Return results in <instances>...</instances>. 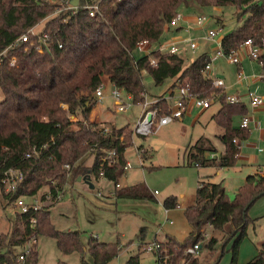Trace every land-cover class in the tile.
<instances>
[{
  "label": "trees",
  "instance_id": "obj_1",
  "mask_svg": "<svg viewBox=\"0 0 264 264\" xmlns=\"http://www.w3.org/2000/svg\"><path fill=\"white\" fill-rule=\"evenodd\" d=\"M193 3L200 7L236 5L237 22L221 38L227 52L241 46L247 38L264 47V0H101L96 15L90 14L82 2L73 10L62 8L59 0H0V85L4 95L0 100V178L10 166L19 167L24 173L23 181L9 192H5L0 180L5 198L14 201L20 196H33L47 185L41 199L46 200L47 192L55 199L58 190L78 175L99 178L102 172L115 185L120 183L134 131L128 124H113L106 131V127L90 118L89 101L105 74L115 85L131 92L135 102L143 99V68L156 84L173 79L174 84L214 96L221 106L213 117L223 128L219 136L225 149L216 156L214 141L200 136L189 145V162L223 166L238 161L242 139L249 129L236 127L234 121L236 115L247 114L248 107L243 100L230 102L223 87L214 86L212 77L202 71L209 60L208 51L186 63L183 54L155 49L158 62L154 65L149 55L135 54L140 38H148L158 46L171 33L170 19L182 5ZM40 21H44L42 30L49 33L47 44L20 38ZM11 56L16 57L14 64ZM260 57L264 60V53ZM156 103L166 105L164 100ZM73 114L79 117L72 119ZM107 148L116 153L103 159ZM91 155L94 157L89 165ZM196 191V200L185 208L190 224L187 237L179 239L167 233L164 240H158L168 254L161 264H208L197 254L202 246L216 254L211 263L216 264L231 239L229 264H264V241L252 258L240 263L237 255L246 234L248 211L264 194V173L248 175L234 198L222 182L210 179H201ZM115 193L118 197L154 198L144 182L117 187ZM162 202L166 208H174L178 196L168 195ZM51 215V206L46 203L26 212L16 209L10 230L0 231V264H41L38 237L43 233L54 236L65 253L80 251V264H107L122 249L121 242L102 241L94 235L85 242L81 229H58ZM226 225L230 228L226 229ZM208 226L223 232V239L215 233L208 235ZM198 242L197 252L187 251ZM28 245L25 257L18 259ZM221 246L223 249H219ZM141 247L122 264H141ZM57 264L69 263L61 259Z\"/></svg>",
  "mask_w": 264,
  "mask_h": 264
},
{
  "label": "rangeland",
  "instance_id": "obj_2",
  "mask_svg": "<svg viewBox=\"0 0 264 264\" xmlns=\"http://www.w3.org/2000/svg\"><path fill=\"white\" fill-rule=\"evenodd\" d=\"M179 10L184 14L187 12L206 13L208 18L205 24L210 22L209 19L211 20L214 17L217 19L218 23L225 20L226 27L224 30H227L228 26L235 25L237 22L235 16L238 12V8L236 5L227 4L200 7L197 3H193L188 6L182 5ZM43 24L44 21H40L37 28L42 27ZM172 35L174 34L170 33L169 37ZM203 48L204 45L196 50H187V52H184L183 54L187 55L186 63L194 60ZM140 53L138 49L135 51L136 55ZM223 67L230 70L226 64H223ZM147 74L148 73L143 75L145 78L144 82L148 92L151 93L152 96L156 93L161 94L169 89L171 83L169 80L163 84H156L153 78ZM106 82L104 87L105 97L103 99H98L96 95L93 94V97H91L89 101L92 105L90 117L95 116L99 121H103V117H106V112H110L109 114L112 119L107 120L113 122L117 126L128 124V128L132 129L131 126L136 122V118L142 107L141 103L133 102L126 110H115L114 98L109 94L113 86L109 79ZM3 96L0 85V100L4 98ZM106 105H108L110 109ZM105 107L107 108L104 109ZM218 107L219 103H213L208 107L209 109H207L206 115L210 113L213 114L212 112H216L219 109ZM102 110L107 111L103 113ZM71 116L72 118L75 117L74 119L79 117L75 114ZM107 120L104 121L105 123L100 124L110 129L113 123ZM190 120V116L183 120L175 119L168 124L162 125L156 132L147 135L137 133H133L132 135L131 145L128 146L126 151L127 158L131 160L132 165L128 167L127 170L125 169L127 174L124 173L123 180L126 181L125 183L127 184L144 182L148 190L154 193L155 198L141 196L106 200L104 196L105 193L107 196L109 191L107 187H102L101 190L100 188H97V190L95 188L92 192L80 189L79 191L75 188L73 190V197L70 190L67 189L64 198L59 203H54V206L51 208V218L55 227L58 229L79 228L82 231L85 242L93 235L102 241L121 242L123 245L122 249L117 255L110 258L107 264H122L131 253L138 252L141 243L139 235L141 233H144L142 234V238L150 242L154 241L155 238H160L161 240L165 239L167 233H172L179 239H185L190 231V224L185 215V204L191 196L196 193L195 190L200 174L194 163H184L183 155L189 145L196 143L201 132L211 134V130L215 131L216 127L213 121L208 123L209 125L206 123L203 125L199 121L191 124ZM214 140L217 143V151H221L224 147V141L215 137ZM140 143H144L149 149L148 156L143 158L144 161L140 159L137 154L136 145H140ZM93 157V155L90 156V158ZM91 163L92 159L91 161L88 160V164L90 165ZM201 171L202 170H200V172ZM225 172L227 174H225ZM231 174H233V169L229 168L226 171L223 170L216 176L220 179L224 176L227 177L226 179L229 183L232 178L230 177ZM77 179L78 178L74 181L72 180V184L75 183ZM99 185L100 183L96 184L95 187H99ZM45 188H47V185H44L36 195L42 196ZM99 190L102 195H100ZM155 190H157V193L154 192ZM181 191L185 193V196L180 195ZM228 191L230 197L234 198L237 191L235 192L231 188H229ZM174 193L179 195L180 206H176L170 210V218H172L174 222L169 223V221L165 219L166 208L162 201L166 196ZM26 199L27 201H31L33 200V196L27 195ZM45 199L46 204H49L50 198ZM255 201L248 211L250 218L246 227V234L242 237L237 254L240 263L246 261L245 259L250 256L249 254L251 251L249 248L251 244L254 242L257 243V241L264 236V197L260 202L255 203ZM16 209L18 208L15 202L5 198L0 188V231L10 230L12 218L15 215ZM228 228H230V226ZM208 230V235L215 233L218 238L223 239V232L215 231L210 226H208ZM38 244L41 264H57L61 259L68 261L69 264H80L81 262L80 251L77 250L65 253L57 244L56 238L50 234H40L38 237ZM232 244L233 239L227 242L224 253L216 264L230 263L232 259ZM146 246L147 244H144L142 246L144 248L141 249L142 251L140 252L141 264H157L158 261L154 252L147 250L145 248ZM223 247L224 246H221L219 249H223ZM197 254L208 264L215 261L216 254H211L210 248L207 246H202ZM87 258H91L90 253L87 255ZM180 264H183V262Z\"/></svg>",
  "mask_w": 264,
  "mask_h": 264
},
{
  "label": "built area",
  "instance_id": "obj_3",
  "mask_svg": "<svg viewBox=\"0 0 264 264\" xmlns=\"http://www.w3.org/2000/svg\"><path fill=\"white\" fill-rule=\"evenodd\" d=\"M59 2L62 8L73 10L78 9L79 5L82 2L83 6L88 7L90 14L96 15L100 9L101 0H87V2L85 3L83 2V0H79L78 3H74L72 0H59ZM194 17L200 26L204 25L205 29L203 33L199 35H193L192 33H187L186 35L174 34L162 40L158 46H154V44H152V42L148 38H140L136 43L137 49L140 50L141 53L149 55L150 60L154 65L158 62L157 57L153 54L155 49L163 50L168 53L177 52L183 54L184 52H187V50H196L197 48H199L202 45V40L212 42L214 43V46L208 51L209 60L204 64L202 71L212 77L213 84L216 87H223L225 86L226 82L224 76L216 75L213 73L215 57L224 56L229 61L237 63L241 61L243 50L246 49L250 57L259 58L262 61L260 55L264 53V47L255 44V42L252 41L251 38L245 39L241 46L230 52H227L221 42V35L225 31L224 26H206L205 22L208 18V15L206 13L197 14ZM187 18H189L188 14H184L179 11L170 19L169 27L171 29H175L179 27V25H181ZM20 38H23L24 40L31 43L39 42V44L43 45L47 44L49 33L47 31H43L42 27L37 28L36 25L30 27L26 32L22 34ZM10 60L11 63L14 64L16 62V57L11 56ZM142 72L143 74H146V69L143 68ZM238 74L239 79L241 80L249 79V74H245L242 70H240ZM255 75H257L256 77L262 76V74L260 73H255ZM170 82V87L167 91L161 94H155V96H152L151 93L148 92L146 86L141 89L140 93L142 94L143 99H139L138 102L142 104L143 108L139 118L132 126L134 133L147 135L152 132H156V130L162 127V125L168 124L174 119L183 117L184 114L188 111L190 105L195 104L205 107L209 106L215 99L214 96L210 94L204 95L199 91H192L189 89V87L187 88L182 84H174L173 79ZM103 85L104 84L102 83L95 90V95L100 98H103L105 95L103 93ZM111 94H113L115 108L117 110L123 111L127 109L131 103L135 102L133 99V94L126 91L123 87H119L118 85L114 84ZM243 98H248L252 107L264 102V96L258 90L252 89L250 87L246 88L244 92L238 91L234 94L227 93V99L230 102H238V100H242ZM159 100L166 101V105L162 106L160 105V103H156ZM150 114L152 115L151 119H149ZM251 120L252 115L250 113L245 114L242 116L240 124L241 126L249 127L251 124ZM107 128H105L106 131L109 130ZM233 140L238 141L237 138H234ZM105 151L106 155L103 157V159L110 158L116 153L114 149L110 148L105 149ZM29 154L30 152H28V155ZM66 166L70 167V164L67 163ZM23 177V170L19 167L10 166L9 168L5 169L0 178L1 182L3 183L5 192L16 189L18 184L23 181ZM155 192H157V190H155ZM57 194L58 199L62 197V194L59 192V190ZM46 195V198H52L49 192H47ZM45 201L44 199H41V196H37L36 194L33 195V200L31 201H27L24 196H20L14 200L17 208L21 212H26L31 207L35 209L40 208L44 205V203H46ZM33 240L35 239L33 238ZM29 247L30 245H28L27 248L18 255V259H23L25 257V254L28 251ZM145 248L155 253L158 261L157 264H161L168 258V254L165 253V250H163L162 248L161 241L154 240L153 242L148 243ZM199 248L200 243L198 242L189 246L187 248V251L191 253L197 252Z\"/></svg>",
  "mask_w": 264,
  "mask_h": 264
},
{
  "label": "crops",
  "instance_id": "obj_4",
  "mask_svg": "<svg viewBox=\"0 0 264 264\" xmlns=\"http://www.w3.org/2000/svg\"><path fill=\"white\" fill-rule=\"evenodd\" d=\"M186 14L189 15V18H187L185 21H183V23L181 25H179V27H177L175 29H171L170 30L171 33H173L175 35H186L187 33H192L193 35H199V34L203 33V31L205 29L204 25L200 26L194 17L197 14H201V13H188L187 12ZM209 21L210 22L206 23V26H216L217 27L219 25H223L224 28L226 27V25H225L226 23L224 22L225 20L223 22L218 23L217 19L214 17L211 20L209 19ZM213 23H217V24H213ZM234 26L235 25L228 26L227 30H225L223 34L230 31ZM169 34H170V32H169ZM223 34L221 35V38H222ZM201 42H202L201 44L204 45V48L200 53H202L203 51H209L214 46V43L209 42V41L202 40ZM183 55L185 57L187 56L186 54H183ZM241 58L242 59L240 62L234 63V62L229 61L224 56L215 57L213 73L216 75H222L225 77L226 84H225V86H223V90L226 91L227 93L234 94V93H237L238 91L244 92V90L246 88L250 87L252 89L258 90L264 96V60L261 61L259 58L250 57L248 55L246 49L243 50ZM223 64H226L228 69H230V70H227L226 68H224ZM240 70H242L245 74H249L248 80L239 79L238 72ZM255 73H260V74H262V76L256 77L257 75H255ZM147 75H149V74H147ZM105 76H107V77H105ZM102 78H103V84H104L103 85V93H104V87H105V84L107 83L106 81L109 79L110 82L112 83V86H114V83L111 81V79L108 77V75H104ZM111 92H112V89H110L109 94H111ZM111 96L113 97V94H111ZM96 97L98 99H103L105 97V95L103 98H100L97 95H96ZM242 100L245 101V103L248 107L247 114L250 113L252 115V120L250 122L251 123L250 126L248 127L249 133H248L247 137L242 139L241 149H240V152L238 155L239 158L235 164L223 165V166H218L215 164H208L206 166H201V165H198V163H196V162H191V161L189 162V158L187 155L189 147L186 148V151L183 155L184 163H186V162H188L189 164L194 163L199 170L200 175L198 178L197 186H198L199 181L201 179H205V180L210 179L213 181L222 182L225 190H227L228 193H229V191H228L229 188L233 189L236 192V191H238V188L240 187V185H242L246 181V178L248 175L256 174L257 172L264 173L263 172L264 171V102L252 107L250 100L248 98H243ZM213 103H219L218 108L220 109L221 104H220L219 100L214 99V101L209 106H211ZM114 105H115V102H114ZM106 106L110 109V107L108 105H106ZM209 106L202 107V106H198L195 104L190 105V107L188 108V111L184 114V116L181 118H177V119L183 120L186 117L190 116L191 124L192 123L194 124L197 121H199L203 125H205V123L207 125H209L208 123L213 121L215 126H216L215 131L211 130V134L205 133V132H201L200 135L198 134L199 137L200 136H205V137L208 136L213 141L214 137L220 139L219 135L222 134L223 128H220V126L216 123L215 118L213 117L214 113H216L219 109L216 112H212L213 114L210 113V114L206 115V111H207V109H209L208 108ZM107 107H105L104 109H106ZM142 108L143 107H141L139 115L137 116L136 119H138L140 114L142 113ZM114 109L117 110L116 108H114ZM102 111H103V113H105L107 110L106 111L102 110ZM91 113H92V111H91ZM106 113H107L106 117H103L104 118L103 121H99L95 116H91L90 118L97 120L99 123H105L104 121H106L107 119H109V120L112 119L111 115L109 114L110 112L109 113L106 112ZM242 116L243 115H241V114H238L235 116L234 124L236 127L241 126L240 120H241ZM109 120H107V121H109ZM109 122L113 123L111 121H109ZM115 122H116V120H115ZM114 125H116V124H114ZM120 126H122V125H118L117 127H120ZM142 135H146V134H142ZM214 143L217 146V143L215 140H214ZM136 147H137V154H138L139 158L144 161L143 158L148 156L149 149L144 145V143H140V145H136ZM224 149H225V144H224V147L222 148L221 151H214L213 153L216 156H219L221 153H223ZM126 151H127V149H126ZM126 157H127V154H126ZM91 159H93V158H90V157L88 158L89 161H91ZM127 160H128V162L126 165V170L128 167H130L132 165L131 160H129L128 158H127ZM229 168L233 169V174L230 175V177H232V178L229 181V183L227 182V179H226L227 177L224 176L222 179H220L216 176L217 174H220L223 170L226 171ZM126 170L124 173H126ZM200 170H202V171L200 172ZM225 174H227V173L225 172ZM91 177H92L93 182H94V186H92V187L90 186V184L86 180L79 179V177L75 181V183H73V184H72V182H73L72 180L68 181L66 186L63 189H59V192L62 194V197L59 199L58 198H55V199L51 198L50 199L49 205L51 206V208L54 206L53 205L54 203H59L64 198V196L66 195L65 192L67 191V189L70 190V193L74 197L73 190L75 188H77L78 190L79 189L80 190H88V191L92 192V191H94L95 188H96V190H97V188H100V190H101L102 187L103 188L107 187V189L109 190L108 191L109 194L107 193V196H106V193L104 192L105 193L104 197L106 198V200H108V199L109 200H117L118 198H125V197L132 198L131 196L118 197L115 193V189L117 187H122V186L127 185V183H125L126 181L123 180L124 175H123L122 179L120 180V183H118L117 185H115V183L112 180L104 177L102 175V173L99 176V178L94 179L95 177H93L92 175H91ZM224 179H225V181H224ZM98 182L100 183L99 187H95L96 184H99ZM109 184H111V185H109ZM197 186H196V188H197ZM97 193L99 194L98 191H97ZM151 193L154 195L153 192H151ZM174 194H170V195H174ZM100 195H102L101 191H100ZM176 195L178 196V204L176 206H180L179 195L178 194H176ZM180 195L185 196V193L183 191H181ZM196 195H197V191L195 194H193L191 196V198L186 202L185 205L186 206L191 205V203H193L196 200ZM263 197H264V194L262 196L258 197L257 200L255 201V203L262 201ZM154 198H155V195H154ZM106 204H108V203H106ZM171 209H173V208H166L165 219H166V221H169V223L174 222V220L172 218H170V210ZM228 227H229V225L225 226L226 229H229ZM169 234L174 235L172 233H169ZM174 236H176V235H174ZM155 240H160V238L159 239L155 238ZM162 240H164V239H162ZM263 241H264V236L261 239H259L257 241V243H255L253 241L254 243H252L251 247L249 248L251 251V253L249 254L250 256L245 260H248V259L252 258L253 256H255V254L258 252V248L260 247V245L262 244ZM140 242L142 243V246L144 244L151 243L149 240L143 239V238L140 239ZM139 247H141V246H139ZM143 248L144 247H142L141 249H143Z\"/></svg>",
  "mask_w": 264,
  "mask_h": 264
},
{
  "label": "water",
  "instance_id": "obj_5",
  "mask_svg": "<svg viewBox=\"0 0 264 264\" xmlns=\"http://www.w3.org/2000/svg\"><path fill=\"white\" fill-rule=\"evenodd\" d=\"M72 1L74 3H78L79 0H72ZM151 117H152V115L150 114L149 115V119H151ZM78 177H79V179L86 180L90 184L91 187L94 186L93 179H92V177L90 175H79Z\"/></svg>",
  "mask_w": 264,
  "mask_h": 264
}]
</instances>
